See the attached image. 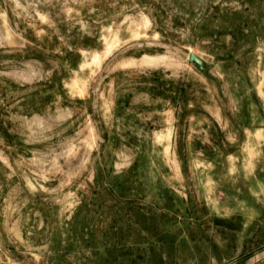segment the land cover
<instances>
[{
    "label": "rangeland",
    "instance_id": "374dc122",
    "mask_svg": "<svg viewBox=\"0 0 264 264\" xmlns=\"http://www.w3.org/2000/svg\"><path fill=\"white\" fill-rule=\"evenodd\" d=\"M264 253V0H0V264Z\"/></svg>",
    "mask_w": 264,
    "mask_h": 264
},
{
    "label": "crops",
    "instance_id": "0c3cea01",
    "mask_svg": "<svg viewBox=\"0 0 264 264\" xmlns=\"http://www.w3.org/2000/svg\"><path fill=\"white\" fill-rule=\"evenodd\" d=\"M246 264H264V253L260 257H257L256 260L249 261Z\"/></svg>",
    "mask_w": 264,
    "mask_h": 264
}]
</instances>
